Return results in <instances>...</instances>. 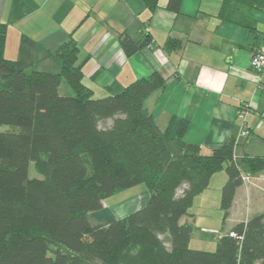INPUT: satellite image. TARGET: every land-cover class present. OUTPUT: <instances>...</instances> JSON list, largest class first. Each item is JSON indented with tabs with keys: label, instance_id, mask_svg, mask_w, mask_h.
I'll use <instances>...</instances> for the list:
<instances>
[{
	"label": "trees",
	"instance_id": "trees-1",
	"mask_svg": "<svg viewBox=\"0 0 264 264\" xmlns=\"http://www.w3.org/2000/svg\"><path fill=\"white\" fill-rule=\"evenodd\" d=\"M153 13L159 0H143ZM183 0L165 8L180 13ZM264 0H223L218 18L247 28L264 43L252 10ZM8 26L0 22V264H264V214L235 224L214 251L190 247L193 226L182 222L211 177L224 170L226 220L245 174L264 170V157L235 158V138L203 152L185 140L188 122L166 130L145 105L166 79L157 71L120 93L96 98L77 65L79 45H60L58 73L19 69L5 57ZM262 37V41H260ZM128 55L144 44L121 40ZM65 81L73 95L60 93ZM43 175L30 177V167ZM146 184V204L107 225L89 213L109 196Z\"/></svg>",
	"mask_w": 264,
	"mask_h": 264
},
{
	"label": "crops",
	"instance_id": "crops-1",
	"mask_svg": "<svg viewBox=\"0 0 264 264\" xmlns=\"http://www.w3.org/2000/svg\"><path fill=\"white\" fill-rule=\"evenodd\" d=\"M222 1L183 0L176 13L165 8L168 0H159L151 13L143 0H0V22L9 25L7 42L11 39L5 57L27 72L58 73L62 60L57 49L73 38L83 82L94 97L120 93L157 71L166 79L165 87L145 105L160 129L175 119V134L185 120V140L201 145L206 154L235 138L237 160L264 157V72L256 74L250 67L260 44L247 28L217 17ZM251 15L263 37L264 10L253 9ZM11 26H17L12 35ZM124 37L144 45L128 55ZM243 104L251 107L244 120L239 117ZM244 126L250 136L241 135ZM251 175L237 189L224 222L221 195L228 176L224 170L213 174L182 218L193 226L191 248L214 251L235 224L264 214V170ZM121 192L109 208L104 201L101 210L89 213L93 227L142 208L150 196L141 185Z\"/></svg>",
	"mask_w": 264,
	"mask_h": 264
},
{
	"label": "built area",
	"instance_id": "built-area-1",
	"mask_svg": "<svg viewBox=\"0 0 264 264\" xmlns=\"http://www.w3.org/2000/svg\"><path fill=\"white\" fill-rule=\"evenodd\" d=\"M250 67L256 74L264 72V43L259 45L253 54L251 55ZM251 110L249 104H243L240 109L239 117L245 119L246 114ZM252 131L244 126L241 130V135L250 136ZM253 178V175L247 174L243 176L244 181H250Z\"/></svg>",
	"mask_w": 264,
	"mask_h": 264
},
{
	"label": "rangeland",
	"instance_id": "rangeland-1",
	"mask_svg": "<svg viewBox=\"0 0 264 264\" xmlns=\"http://www.w3.org/2000/svg\"><path fill=\"white\" fill-rule=\"evenodd\" d=\"M7 26L9 27L8 24H7ZM14 31H15V32L17 31V26H11V32H10V35H12ZM7 33H8V32H7ZM11 33H12V34H11ZM7 36H8V34H7ZM7 40H8V39L6 38V43H7V44H8V43L10 44V43H11V39H10L8 42H7ZM60 93H61V94H64V93L67 94V93H69V95H73L72 89L69 87V85H68L65 81H63L62 84H61V86H60ZM64 95H65V94H64ZM0 130H1V131H7V132H18V131H19V127H18V126H14V125H3V126H1ZM245 175H247V174H245ZM29 176H30L31 178H32V177H38V178H42V177H43V175L40 174V173L35 169V167H34L33 164H32L31 167H30ZM139 185H141V187H144V188H146L147 190H149L146 184L142 183V184H139ZM121 195H123L122 192H118V193H115V194L112 195V196H109V197L107 198V200H106V199L104 200V201H106V206H108V208H109V206H112L111 203H112L114 200L120 199Z\"/></svg>",
	"mask_w": 264,
	"mask_h": 264
}]
</instances>
